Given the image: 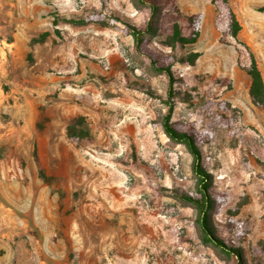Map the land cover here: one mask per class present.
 I'll return each mask as SVG.
<instances>
[{
  "label": "rangeland",
  "instance_id": "1",
  "mask_svg": "<svg viewBox=\"0 0 264 264\" xmlns=\"http://www.w3.org/2000/svg\"><path fill=\"white\" fill-rule=\"evenodd\" d=\"M177 1L202 15L195 44L163 30L176 12L141 0H0V264H264V110L243 46L264 77V0L248 13L229 0L238 40L213 0ZM127 24L154 25L155 55L195 63H175L170 86ZM170 104L171 125L197 135L214 235L238 259L204 242L184 200L200 193L192 154L163 131Z\"/></svg>",
  "mask_w": 264,
  "mask_h": 264
},
{
  "label": "trees",
  "instance_id": "2",
  "mask_svg": "<svg viewBox=\"0 0 264 264\" xmlns=\"http://www.w3.org/2000/svg\"><path fill=\"white\" fill-rule=\"evenodd\" d=\"M143 4L149 6V8L155 13L158 10L159 6H163V11L168 9L176 12L180 18H176L172 29L169 27H164L165 32L172 34L171 40L175 44L184 46L186 44H195L199 38L200 33V21L202 18L201 14L190 15L184 17L180 14L178 8L177 0H141ZM213 3L217 6L224 8L227 17H228V28L229 35L238 40V36L242 30V25L237 18V15L230 4L229 0H213ZM258 12L264 13V5L256 9ZM184 19L186 24L189 27V34L184 35L181 33L179 20ZM178 22V23H177ZM153 24V23H151ZM218 25V22H217ZM127 28L134 40V49L135 52L147 59L152 66V68L158 72L164 73L169 79L170 86H172V66L177 62L186 63L193 65L198 57L197 53H190L189 57L185 59H176V57H163L158 56L153 53V51L148 47L147 42L144 39V36L154 28V25H150L148 28H138L127 24ZM248 55H249V64L245 66V71L251 78V85L249 88V96L253 104L260 107L264 110V77L259 68L257 59L247 44H243ZM173 110V105H169V113L165 117V120L162 124L163 131L165 134L174 142L185 144L189 152L193 156V173L195 174L198 181V190L200 196L198 198L186 195L184 200L193 204L198 211V226L203 235V240L206 243H211L213 246L221 248L228 255H231L233 258H240V251L238 248L228 247L224 242L217 239L213 232L212 219H211V210L212 204L214 202L212 197V192L210 191V174L207 173L201 166V153L198 148V138L197 135H193L190 131V128H176L170 123V116Z\"/></svg>",
  "mask_w": 264,
  "mask_h": 264
},
{
  "label": "crops",
  "instance_id": "3",
  "mask_svg": "<svg viewBox=\"0 0 264 264\" xmlns=\"http://www.w3.org/2000/svg\"><path fill=\"white\" fill-rule=\"evenodd\" d=\"M252 3L249 1V0H246L245 1V9H246V12L248 13V11H249V9H250V5H251ZM233 9H234V11H235V13H236V15H237V18L239 19V21H240V23H241V25H242V30H241V32H240V34H239V36H238V39H242V32L244 31V28H245V22H243V16H242V12L236 7V6H234V4H233ZM262 13V12H261ZM244 40V39H243ZM249 46H252V44H251V41H249V40H244ZM253 49H254V51H255V54H257V55H259V51H261V47L259 48V50L257 49V48H255V47H253ZM256 57V56H255ZM257 59V58H256ZM258 62V61H257ZM262 72V71H261ZM263 74V73H262ZM250 85H251V80H250V83H249V88H250Z\"/></svg>",
  "mask_w": 264,
  "mask_h": 264
}]
</instances>
